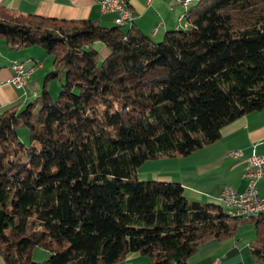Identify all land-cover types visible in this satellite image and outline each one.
<instances>
[{"label":"trees","instance_id":"16d2710c","mask_svg":"<svg viewBox=\"0 0 264 264\" xmlns=\"http://www.w3.org/2000/svg\"><path fill=\"white\" fill-rule=\"evenodd\" d=\"M184 17L155 41L135 25L0 5V38L37 46L52 63L34 99L0 114L5 264H116L131 252L146 264H187L201 243L232 237L246 222L256 233L251 252L264 260V213L232 216L189 200L178 181L137 174L264 108V0H199ZM96 42L108 51L100 64ZM35 247L48 257L34 261Z\"/></svg>","mask_w":264,"mask_h":264},{"label":"crops","instance_id":"0c3cea01","mask_svg":"<svg viewBox=\"0 0 264 264\" xmlns=\"http://www.w3.org/2000/svg\"><path fill=\"white\" fill-rule=\"evenodd\" d=\"M198 1L194 0L192 5ZM100 2L101 0H0V5L24 15L35 14L66 20L91 19L104 27L116 25V14L104 12ZM126 2L135 14L131 25H135L155 41H160L167 31L181 28L185 23L183 18L180 19L185 10L176 5L174 0ZM94 45L99 54L105 56L108 53L103 44ZM26 58L38 59L42 64L44 61L51 62V58L37 46L10 48L0 38V114L11 105L26 104L39 93L47 72L38 71L45 64L36 69L27 81L26 97L21 96V92L10 84L12 71L8 67L9 61ZM233 151L238 154L230 155ZM253 152L264 154V108L251 111L223 127L217 141L186 156L146 161L139 167L137 174L143 180L178 181L189 200L222 205L220 198L224 186L231 185L239 191L246 188L244 172ZM257 187L259 193L264 195V175ZM255 239L254 227L241 225L232 237L221 241L210 239L201 243L197 252L187 259V264H264V260H257L251 252L250 243ZM47 257L48 252L45 250H34L32 253V258L36 261ZM149 261L148 257L139 252H131L116 264H146ZM0 264H5L1 254Z\"/></svg>","mask_w":264,"mask_h":264},{"label":"built area","instance_id":"2783aa9c","mask_svg":"<svg viewBox=\"0 0 264 264\" xmlns=\"http://www.w3.org/2000/svg\"><path fill=\"white\" fill-rule=\"evenodd\" d=\"M194 0H174L186 11ZM101 9L104 12L115 13V24L118 26H129L133 23L135 14L128 6L126 0H101ZM185 12L180 19H184ZM185 25V23H184ZM183 25V26H184ZM154 29L153 33L156 32ZM12 71L10 84L21 92V96H27L26 84L28 77L37 68L42 67L40 61H33L31 58L23 60L12 59L8 63ZM238 152H230L236 156ZM264 175V154L253 152L248 158V165L244 172L246 188L242 191L236 190L231 185L224 186L221 193V203L232 216L251 218L264 213V195L259 193L257 184Z\"/></svg>","mask_w":264,"mask_h":264},{"label":"rangeland","instance_id":"374dc122","mask_svg":"<svg viewBox=\"0 0 264 264\" xmlns=\"http://www.w3.org/2000/svg\"><path fill=\"white\" fill-rule=\"evenodd\" d=\"M95 44V43H94ZM93 44V46L95 47V45ZM96 44H102L101 42H96ZM37 48H39V47H37ZM96 48V47H95ZM106 48V47H105ZM43 50V49H42ZM105 50H107V48L105 49ZM45 52V51H44ZM46 53V52H45ZM108 55V53L104 56L103 54H99V56H100V59H99V64L102 62V60L106 57ZM33 61H40V60H38V59H33V58H31ZM41 62V61H40ZM45 64V66H44V68L43 69H41V70H39L38 72H48V71H50L51 69H52V66H51V62L50 63H48L47 61H44V63L42 64V66ZM50 65V66H49ZM51 67V68H50ZM37 70H38V68H37ZM44 73V74H45ZM33 74V73H32ZM32 74H30V76L28 77V80H29V78L32 76ZM37 75V74H36ZM44 79V78H43ZM27 80V81H28ZM48 88L50 89V91H51V94L53 95V96H57V94H58V91H59V89H60V81H59V79H53V80H51L49 83H48ZM22 137H23V135H22ZM140 179H142V178H140ZM243 225H250V226H253L251 223H248V222H246V223H243L242 224V226ZM241 226V225H240ZM34 250H43V249H41V248H39V247H35L34 248ZM33 250V251H34ZM34 261H36V260H34Z\"/></svg>","mask_w":264,"mask_h":264}]
</instances>
